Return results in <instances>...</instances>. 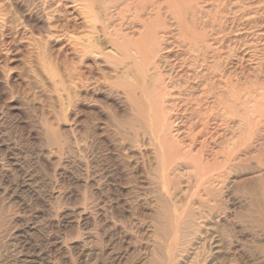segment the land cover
I'll list each match as a JSON object with an SVG mask.
<instances>
[{
	"label": "rangeland",
	"instance_id": "obj_1",
	"mask_svg": "<svg viewBox=\"0 0 264 264\" xmlns=\"http://www.w3.org/2000/svg\"><path fill=\"white\" fill-rule=\"evenodd\" d=\"M143 1L139 17L96 5L90 20L81 0H0V264H264V0ZM195 34L219 50L210 83L247 98L252 123L211 128L201 185L195 160L163 177L133 105L164 81L167 126L186 144L213 72L187 76ZM152 35L162 63L146 61Z\"/></svg>",
	"mask_w": 264,
	"mask_h": 264
},
{
	"label": "bare ground",
	"instance_id": "obj_2",
	"mask_svg": "<svg viewBox=\"0 0 264 264\" xmlns=\"http://www.w3.org/2000/svg\"><path fill=\"white\" fill-rule=\"evenodd\" d=\"M81 2L84 3L85 6H83V8H84V10H86L85 12L88 16V19H90V20L96 19V15H94V6H96V5L101 6L104 9V11H108L109 9L119 7V12L117 13V16L119 18H122V20H126L128 18V16H130V15H132L134 17H139V14L142 13V11L146 10L147 5H148V3L146 1H143V0H81ZM214 2H215V0H214ZM172 10L176 11L177 9L173 8ZM220 12H223V11H220ZM174 13H176V18L178 20H180V23H181V17L183 15H181V13H179V11L174 12ZM146 17H148V16H146ZM218 20H219V17H218ZM181 29H182V27H181ZM211 30H213V29H211ZM146 32L148 33V29ZM143 40H144L143 41L144 51H146L145 56H149L148 58H146V61L153 59V60H158L159 63L164 62L165 60L163 58H161V57L159 58V56H157V55L154 56L155 55L154 54L155 53L154 52V48H155L154 46L158 45L160 39L157 36L152 35L151 41H150V38L148 39V37L147 38L144 37ZM185 43H187V46L189 47L191 54L194 55V57H192L194 63L193 64L190 63L191 67L187 66L188 68L190 67L189 73L187 75L188 78L189 79L192 78V80H191L192 82H193V80L198 82V81H200V79H202L201 76L204 75V74H201L200 69L209 68V70L213 71V72H210L211 73V74H209L210 76L207 75L209 78L205 77V79H204L205 83L202 84L203 85L202 88L203 89L205 88V90H204L205 101L202 98V96L200 97V99L195 98L192 100V103L195 104V106H196L194 108L195 109L194 112L197 115L199 121L202 122V123H200L201 125L198 122V124L201 126V129L196 131L199 125L197 124L198 126H196V124L195 125L193 124L190 127V133H188V135L186 136V139L184 138L185 139L184 141H186V144L182 143L181 145H179V144H176L175 141H173V139H172L173 137L171 135L170 127L167 126V124L169 125V120L167 119V117L164 113L163 102H162L164 96L169 94L168 88H167L168 86L161 79H160V81L158 80L157 84H155L154 86L142 88V90H141L142 91V99L141 100L137 99V98L134 99L133 105H134V108L136 109V111L138 113H140L139 114L141 117L140 120L143 123L142 125L147 130V134L152 138L154 143L157 145L158 154H160V156L163 160H165L166 162L169 163L166 167H164L162 169L163 177L166 178L167 176H170L171 171L175 167L174 165H175L176 161L182 162V161H188V160H195V166H196L195 174H196L197 178L199 179L200 185H201L208 180H212L213 174H214V173H211V171L209 172L211 174H208L209 163H208V161H207V163L204 162V161H206V158H207L206 152L208 151V148H209L208 147V140L211 139V141H213L212 139H214L212 132H211V128L215 127L212 129V130H215L216 127L217 128L218 127L219 128L224 127L226 130H228V128L230 129V125H231L233 119H235L234 117H239V119H240L239 123L247 124L250 121V120H247V118H250V116H249L250 114L248 115V111L250 113V110H248L250 107L248 108L249 105L247 106V104H248L247 98L245 100H242L236 96L235 90L231 89L228 81L226 83H224V86H222L223 88L219 87L220 83H218V82H220V81L215 82V80H214L213 84L210 83V82H212V81H209L210 78H212V76H214L218 70V68H217L218 63H216V58L220 55L219 50L214 49V48L212 49L211 45H208L205 40H200V35L198 36L197 34H195L192 39L187 40V41L185 40ZM221 43H222V41H221ZM202 57H203V59H202V64L200 63L201 65H199L197 62H195L197 59L200 60ZM192 58H190V59H192ZM190 59H189V62H190ZM200 74H201V76H199ZM227 77H229V76H227ZM227 80H228V78H227ZM199 85H201V84H199ZM217 85H218V87H216ZM171 86H172L171 89H176V90L180 91V94H181L183 91L184 92L186 91L185 89L187 88L188 84L186 85V87H184V85L182 83L177 82L174 84L171 83ZM213 87H214V90H213ZM216 89H218L217 91H219V92H215ZM242 90H241V92H242ZM244 90H246V89H244ZM187 91H189V94H190V89ZM238 93H239V91H238ZM187 96H185V97H187ZM244 97H245V94H244ZM237 102L240 103V105H241L239 107H241V109L243 108L242 109L243 112L241 110V114L238 112L239 108L237 109V105H238ZM185 105H188V104H185ZM183 107H184V104H183ZM193 107H194V105H193ZM188 108L190 109V107H188ZM188 108H186V109H188ZM204 108H205V110H204ZM203 110L205 111L204 114L202 113ZM252 112H255V111H252ZM242 113H243V115H242ZM189 116L191 117V115H189ZM251 117H252V115H251ZM261 117H262V114H257V116H256V118H261ZM191 121H192V117H191ZM249 123H251V121ZM200 126H199V128H200ZM240 126H242V125H240ZM232 127H231V129H234V127L233 128ZM222 130H224V129H222ZM242 130H244V129H242ZM176 136H179V135L177 134ZM242 136H243V134H242ZM239 137H241V136H239ZM249 137H251V136H249ZM215 142H216V140H215ZM228 143H230V142H228ZM231 143H232V141H231ZM224 148H225V146L223 147V150H224ZM227 148H230V147H227ZM222 152H224V151H222ZM216 154L218 155L219 153H217V151H216V153H214V155L216 156ZM223 154H224L225 160H224V165H223L222 169H225L228 167V165L232 161L231 159H232L233 155L230 154V151L227 153L224 152ZM223 154L221 153V155H223ZM211 155H212V153H211ZM219 156H220V154H219ZM219 159H221V158H219ZM212 160H213V163H216V160H218V159L215 160L213 158ZM220 165H222V164L220 163ZM212 166L214 167V164ZM169 253H170V250H169Z\"/></svg>",
	"mask_w": 264,
	"mask_h": 264
}]
</instances>
